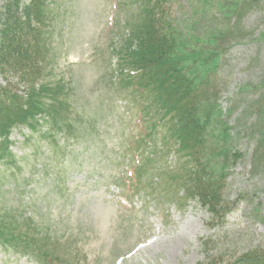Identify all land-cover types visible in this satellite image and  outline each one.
<instances>
[{
    "label": "rangeland",
    "instance_id": "1",
    "mask_svg": "<svg viewBox=\"0 0 264 264\" xmlns=\"http://www.w3.org/2000/svg\"><path fill=\"white\" fill-rule=\"evenodd\" d=\"M48 3L58 32L43 104L71 128L45 124L25 145L12 130L13 163L0 161V213L17 223L14 236L28 238L1 239L0 264H200L206 252L229 260L264 246V129L257 114L264 106V2L242 3L241 15L229 21L236 31L222 43L215 92L201 110L229 208L223 221H211L182 195L175 177L183 159L161 144L168 133L156 128L151 101L129 78L132 65L122 62L145 3ZM173 12L180 41L189 38L187 51L196 47L184 26L195 23L200 34L221 27L212 0H175Z\"/></svg>",
    "mask_w": 264,
    "mask_h": 264
},
{
    "label": "trees",
    "instance_id": "2",
    "mask_svg": "<svg viewBox=\"0 0 264 264\" xmlns=\"http://www.w3.org/2000/svg\"><path fill=\"white\" fill-rule=\"evenodd\" d=\"M49 1L0 0V161L3 164L14 160L9 150L13 129L26 128L29 131L28 135H22V144L25 145L32 140L33 132L45 124H50L55 131L71 128L70 123L59 125L62 121L57 119L60 117L53 115L54 112L43 104L45 70L54 49V32H58ZM142 1L146 5L142 23L130 34L122 62L132 65L137 76L129 78L135 82L136 91L151 101L147 112L152 114L150 118L156 128L163 126L168 133L166 141L161 140V144L183 159L181 172L175 177L182 195L199 203L210 214L211 221H223L229 208L221 196L216 166L211 164L212 148L207 140L201 110L206 101L212 100L210 94L215 92L222 43L225 38L232 39L236 31L228 26L229 21L241 15L242 3L251 4L256 0H241V3L240 0L236 3L212 0L222 16L219 19L221 27L207 26L209 31L203 30L200 34L201 30L193 31L195 23L190 30L184 26L183 31L196 47L190 51H187L189 38L187 44L180 41L178 21L173 15L175 0ZM261 9L264 12V6ZM257 110L262 131L264 106ZM213 112L217 110L213 109ZM40 134L43 139L49 131ZM261 137L260 145L264 144V131ZM233 156L240 158L236 154ZM1 185L0 176V188ZM4 220L0 213L1 243H26V233L25 236H14L17 223ZM26 225L29 226L28 222ZM206 247L207 242H203L204 252ZM29 253L37 257L33 251ZM205 259L200 264H264V246L229 260L209 257L206 252Z\"/></svg>",
    "mask_w": 264,
    "mask_h": 264
}]
</instances>
